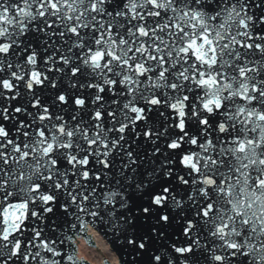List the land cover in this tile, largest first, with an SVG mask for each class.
Returning a JSON list of instances; mask_svg holds the SVG:
<instances>
[{"label":"snow or ice","instance_id":"snow-or-ice-1","mask_svg":"<svg viewBox=\"0 0 264 264\" xmlns=\"http://www.w3.org/2000/svg\"><path fill=\"white\" fill-rule=\"evenodd\" d=\"M88 225L264 264V0H0V264H87Z\"/></svg>","mask_w":264,"mask_h":264},{"label":"clouds","instance_id":"clouds-1","mask_svg":"<svg viewBox=\"0 0 264 264\" xmlns=\"http://www.w3.org/2000/svg\"><path fill=\"white\" fill-rule=\"evenodd\" d=\"M88 235L96 241V249L89 248L86 240L77 237L78 259L87 261V264H105V261L107 264H119L118 256L112 252L110 245L100 237L91 225H88Z\"/></svg>","mask_w":264,"mask_h":264},{"label":"water","instance_id":"water-1","mask_svg":"<svg viewBox=\"0 0 264 264\" xmlns=\"http://www.w3.org/2000/svg\"><path fill=\"white\" fill-rule=\"evenodd\" d=\"M99 250V249H98ZM97 252H99V251H97Z\"/></svg>","mask_w":264,"mask_h":264}]
</instances>
